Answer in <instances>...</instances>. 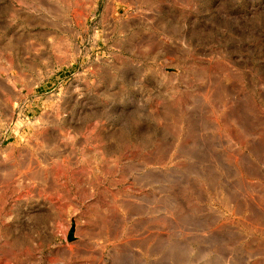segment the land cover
<instances>
[{
    "label": "rangeland",
    "instance_id": "rangeland-1",
    "mask_svg": "<svg viewBox=\"0 0 264 264\" xmlns=\"http://www.w3.org/2000/svg\"><path fill=\"white\" fill-rule=\"evenodd\" d=\"M0 264H264V0H0Z\"/></svg>",
    "mask_w": 264,
    "mask_h": 264
},
{
    "label": "water",
    "instance_id": "water-1",
    "mask_svg": "<svg viewBox=\"0 0 264 264\" xmlns=\"http://www.w3.org/2000/svg\"><path fill=\"white\" fill-rule=\"evenodd\" d=\"M71 239H72V236L70 235L69 240H71Z\"/></svg>",
    "mask_w": 264,
    "mask_h": 264
}]
</instances>
